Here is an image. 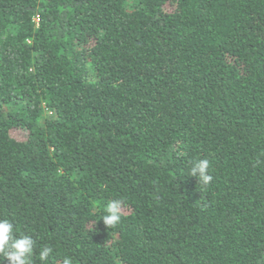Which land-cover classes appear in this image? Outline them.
I'll list each match as a JSON object with an SVG mask.
<instances>
[{"label": "trees", "instance_id": "16d2710c", "mask_svg": "<svg viewBox=\"0 0 264 264\" xmlns=\"http://www.w3.org/2000/svg\"><path fill=\"white\" fill-rule=\"evenodd\" d=\"M4 217L49 264H264V0H0Z\"/></svg>", "mask_w": 264, "mask_h": 264}, {"label": "clouds", "instance_id": "9594fccd", "mask_svg": "<svg viewBox=\"0 0 264 264\" xmlns=\"http://www.w3.org/2000/svg\"><path fill=\"white\" fill-rule=\"evenodd\" d=\"M211 161L198 158L191 161L189 175L198 178L201 186H207L213 179L209 174ZM125 214L124 202L119 198L107 201L101 218L108 228L118 226ZM36 240L32 235L21 232L10 218H0V258H5L8 264H35L34 254L41 264H49L55 249L45 245L36 252ZM35 250V251H34ZM61 264H72L68 256L60 257Z\"/></svg>", "mask_w": 264, "mask_h": 264}, {"label": "rangeland", "instance_id": "374dc122", "mask_svg": "<svg viewBox=\"0 0 264 264\" xmlns=\"http://www.w3.org/2000/svg\"><path fill=\"white\" fill-rule=\"evenodd\" d=\"M19 134H20V132H19Z\"/></svg>", "mask_w": 264, "mask_h": 264}]
</instances>
